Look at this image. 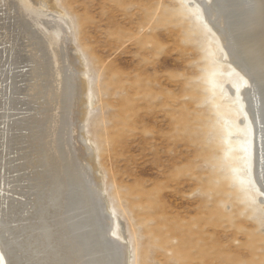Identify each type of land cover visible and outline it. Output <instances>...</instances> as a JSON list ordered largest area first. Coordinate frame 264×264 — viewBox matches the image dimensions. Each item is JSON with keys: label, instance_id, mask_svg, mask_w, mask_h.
Here are the masks:
<instances>
[{"label": "rangeland", "instance_id": "obj_1", "mask_svg": "<svg viewBox=\"0 0 264 264\" xmlns=\"http://www.w3.org/2000/svg\"><path fill=\"white\" fill-rule=\"evenodd\" d=\"M9 1L0 0V59L14 58L9 81L14 72L23 88L32 78L26 50L9 51L25 40L14 38ZM16 1L31 26L50 33L38 18L47 7ZM53 2L83 63L84 132L129 264H264V194L241 178L232 123L240 78L200 1Z\"/></svg>", "mask_w": 264, "mask_h": 264}, {"label": "bare ground", "instance_id": "obj_2", "mask_svg": "<svg viewBox=\"0 0 264 264\" xmlns=\"http://www.w3.org/2000/svg\"><path fill=\"white\" fill-rule=\"evenodd\" d=\"M31 1L49 9L38 18L50 33L31 26L18 1L8 2L19 24L14 38L25 36L9 51L26 50L31 81L17 87L16 74L8 77L14 58L0 59V264H129L84 132L89 88L81 57L55 2ZM199 1L240 78L232 83L240 99L232 123L247 169L241 178L264 194V0Z\"/></svg>", "mask_w": 264, "mask_h": 264}]
</instances>
